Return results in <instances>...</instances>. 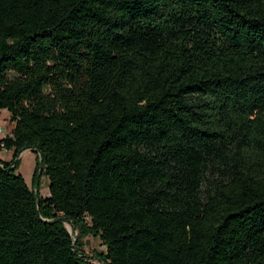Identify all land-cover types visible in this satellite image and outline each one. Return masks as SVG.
Returning a JSON list of instances; mask_svg holds the SVG:
<instances>
[{
	"label": "trees",
	"instance_id": "trees-1",
	"mask_svg": "<svg viewBox=\"0 0 264 264\" xmlns=\"http://www.w3.org/2000/svg\"><path fill=\"white\" fill-rule=\"evenodd\" d=\"M0 111V264H264V0H0Z\"/></svg>",
	"mask_w": 264,
	"mask_h": 264
},
{
	"label": "rangeland",
	"instance_id": "rangeland-1",
	"mask_svg": "<svg viewBox=\"0 0 264 264\" xmlns=\"http://www.w3.org/2000/svg\"><path fill=\"white\" fill-rule=\"evenodd\" d=\"M0 128L3 129V135L9 131L10 125L7 122V115L5 112L0 111ZM10 158L9 152L4 150L0 151V159L8 160ZM35 166L34 154L29 151H23L18 157L17 173L23 178L25 184L29 188H33V191H37L39 196H45L47 191V180L41 175L38 179L32 182V173ZM34 183V184H33ZM64 228L67 230L73 240L76 239V232L73 231L70 224L64 223ZM83 253L87 256V260L90 263L97 264L94 260L93 255L96 252L103 250L99 241L90 236H86L81 239Z\"/></svg>",
	"mask_w": 264,
	"mask_h": 264
},
{
	"label": "built area",
	"instance_id": "built-area-1",
	"mask_svg": "<svg viewBox=\"0 0 264 264\" xmlns=\"http://www.w3.org/2000/svg\"><path fill=\"white\" fill-rule=\"evenodd\" d=\"M4 135H3V129L0 128V138L3 137Z\"/></svg>",
	"mask_w": 264,
	"mask_h": 264
},
{
	"label": "crops",
	"instance_id": "crops-1",
	"mask_svg": "<svg viewBox=\"0 0 264 264\" xmlns=\"http://www.w3.org/2000/svg\"><path fill=\"white\" fill-rule=\"evenodd\" d=\"M26 151V150H25Z\"/></svg>",
	"mask_w": 264,
	"mask_h": 264
}]
</instances>
